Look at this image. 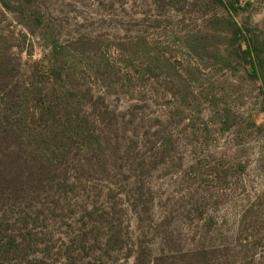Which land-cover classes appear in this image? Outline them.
<instances>
[{
    "label": "rangeland",
    "instance_id": "rangeland-1",
    "mask_svg": "<svg viewBox=\"0 0 264 264\" xmlns=\"http://www.w3.org/2000/svg\"><path fill=\"white\" fill-rule=\"evenodd\" d=\"M137 248L264 264V0H0V264Z\"/></svg>",
    "mask_w": 264,
    "mask_h": 264
},
{
    "label": "trees",
    "instance_id": "trees-1",
    "mask_svg": "<svg viewBox=\"0 0 264 264\" xmlns=\"http://www.w3.org/2000/svg\"><path fill=\"white\" fill-rule=\"evenodd\" d=\"M250 51H246L245 53H249ZM143 248H137L136 251H134L133 255H134V258H135V264H142V261L144 259V253H143Z\"/></svg>",
    "mask_w": 264,
    "mask_h": 264
}]
</instances>
